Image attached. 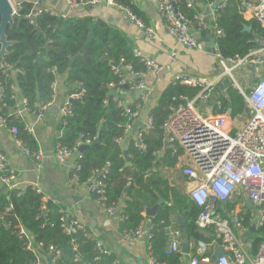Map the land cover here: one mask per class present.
Here are the masks:
<instances>
[{
  "label": "trees",
  "instance_id": "trees-1",
  "mask_svg": "<svg viewBox=\"0 0 264 264\" xmlns=\"http://www.w3.org/2000/svg\"><path fill=\"white\" fill-rule=\"evenodd\" d=\"M113 1L127 6L147 25L143 13L132 0ZM19 3L18 12L13 15V26L5 30L7 38L15 43L7 48L4 58H0L10 65L5 72H0L3 86L0 117L6 120V127L17 126V138L30 151H38L33 136L17 115L19 99L26 101L30 111L39 112L53 97L51 85L54 81L64 77L69 87L68 95L77 90L74 84L79 83L84 92L79 98L68 101L71 114L65 117L57 138L58 144L67 147L73 146L80 135L83 140H89L78 159L79 183H87L90 177L98 176L106 162L109 163L108 172L99 178L106 184V204L121 201L119 213L123 233L135 229L144 220L145 206L151 207L158 199H164L157 214L150 218L147 243L157 262L181 264V253L166 252L165 229L170 219H176L184 244L191 240L209 242L211 238L197 230L195 219L199 208L165 176V166H175L178 154L165 145L162 125L173 99L184 96L192 99L198 88L169 82L148 111L152 116V129L142 136L143 147H139L132 133L124 135V127L130 121L125 108L134 107L140 97L131 99L126 105L120 103L125 101L126 92L134 90L132 83L135 82L119 84L121 77L113 66L126 73L125 64H131L134 72L144 69V64L134 55V48L123 32L91 16L60 17L43 13L32 18L33 3ZM218 24L224 34L216 43L218 52L224 56L244 55L256 45L255 38L264 35L257 21L243 19L235 0L220 11ZM245 24L251 27L250 31H243ZM120 58L124 62H120ZM110 84L117 91L115 96L109 95ZM208 106L212 114L230 110V118L245 111L240 94L224 81L218 83ZM95 138L99 142L91 145ZM2 173L8 175L10 172L4 169ZM234 205L227 202L225 208L229 210ZM219 212L226 214L224 208ZM61 217L71 220L59 204L43 203L41 194L31 186L8 190L0 197V264H34L37 255L46 264H114L115 255L99 254L93 239L85 238L80 232L67 234ZM180 218L184 219L183 226ZM244 224L251 234L248 252L253 255L264 239V222L252 230L251 212L248 211ZM20 227L30 232V240L19 234ZM29 241L33 249L26 248ZM49 245L59 250L53 263L55 255L48 251ZM189 250L198 255L196 247ZM205 255L212 257L213 254L206 251Z\"/></svg>",
  "mask_w": 264,
  "mask_h": 264
},
{
  "label": "built area",
  "instance_id": "built-area-1",
  "mask_svg": "<svg viewBox=\"0 0 264 264\" xmlns=\"http://www.w3.org/2000/svg\"><path fill=\"white\" fill-rule=\"evenodd\" d=\"M10 1V0H9ZM69 9H78L89 5L107 2L108 4L121 9L130 21L144 30L147 36L153 35L151 27L145 25L131 10L124 5L116 4L113 0H62ZM153 3L159 16L163 19L168 32L188 50L203 51L205 43L197 38L199 34L206 38L207 44L210 39L214 41L213 53L216 71L211 77L181 73L172 76L170 82L173 84L189 85L198 88L196 96L192 99L184 97L174 98L173 104L169 108V113L162 125L164 130L165 145L170 147L173 153H177V163L180 172L190 186L186 194L199 208L195 219L197 230L205 237H210L209 242L191 240L186 243L188 249H196L212 254L217 246H221L223 254L218 258L206 256L189 255L187 264H264V239L260 243L255 254L251 255L245 242L238 238L235 230L248 231L244 224L245 215L251 212V224L256 218L255 227L261 226L264 222V35L255 38L256 45L251 47L244 55L224 56L218 52L217 39L223 36V30L219 27L218 18L220 11L232 0H149ZM237 9L245 21L254 19L264 30V0H235ZM11 3V2H10ZM12 15H16L20 3L12 4ZM47 13L60 17H70L69 11H57L49 7H34L30 16ZM259 44V45H258ZM133 53L139 57L144 64V69L134 72L131 64H125L126 73L120 72L117 66H113L115 72L119 73L121 79L119 84L132 83V89L139 90L140 101L134 107H126L125 113L130 121L124 127V135L132 133V127L136 120L142 118V126L138 127L132 134L135 138V145L143 147L142 136L152 129V116L149 109L144 110V103L148 99L143 78L148 72L159 73L163 70V65L154 59L146 56L139 49L134 48ZM176 51L170 52V61L176 60ZM120 62H124L120 58ZM10 65L0 61V72H5ZM241 69L246 74H252V79L243 81L245 88L240 85V81L233 72ZM139 79V80H137ZM230 80L229 83L226 81ZM251 80L255 82L251 83ZM226 82L231 88L236 90L245 103V111L230 119L229 113L212 114L208 102L217 91L220 82ZM56 81L52 83V89ZM113 84H110L111 90ZM77 89L71 94L73 98H79L84 88L79 83L74 84ZM115 90V89H113ZM116 91V90H115ZM225 91V88L223 89ZM3 86L0 83V100L2 99ZM117 94V91H116ZM17 106V115L20 114L19 106L22 110H30L23 99ZM131 99L121 101L126 105ZM67 101L60 109L63 124L65 117L71 114ZM50 101L41 106V110L49 107ZM206 106L208 109H206ZM245 122L240 126H233L229 119H243ZM2 124L5 119L0 117ZM6 126V125H5ZM15 144L27 156L38 159L39 151L32 152L21 140L17 138V126L7 127ZM119 142L122 138L118 139ZM89 140H83L82 136L76 140L75 144L67 147L61 144L55 145V157L61 162L69 161L71 170L69 174L70 183H79L78 171L80 165L78 159L81 158L79 148L88 144ZM109 163L106 162L98 176H92L88 180L89 191L93 202L104 208L110 215L119 213V204H106L107 190L106 184L99 176L108 172ZM6 167V159L0 153V183H9L14 178L13 173L5 175L2 171ZM131 179H128V182ZM90 183V184H89ZM35 191L41 194L43 203L47 198L38 188ZM246 199L252 203V207L246 206ZM227 202L235 203L232 209L227 210ZM44 208V205L41 207ZM224 208L225 216L220 214L219 209ZM254 209L256 212L252 211ZM62 227L67 234L80 232L85 238L93 239L99 254H110L111 251L105 247L101 241L94 239L92 234L85 227L84 223L77 220H68L61 217ZM148 225V224H147ZM143 221L135 229L124 232L126 239L136 240L142 236L149 237V228ZM167 253L183 254V242L180 228L175 218L170 219L166 225ZM19 234L24 235L29 240L30 235L26 229L20 227ZM71 241L76 247L75 238ZM39 245H42L40 243ZM27 249H33L31 241L28 242ZM48 251L54 252L51 260L54 262L59 250L53 245L48 246ZM213 256V255H212ZM147 259L149 264H162L156 261L147 243ZM114 264H121L115 259ZM34 264H46V261L37 255Z\"/></svg>",
  "mask_w": 264,
  "mask_h": 264
},
{
  "label": "crops",
  "instance_id": "crops-1",
  "mask_svg": "<svg viewBox=\"0 0 264 264\" xmlns=\"http://www.w3.org/2000/svg\"><path fill=\"white\" fill-rule=\"evenodd\" d=\"M22 1L33 3L34 7H49L64 12L68 9L62 0H10L12 4ZM132 3L143 13L147 26L153 30V35L147 36L144 30L130 21L121 9L107 2L68 11L71 16H91L119 29L132 48L139 49L146 56L163 65L164 68L159 73L148 72L143 78L148 95V99L144 103L146 111V107L151 109L156 104L162 90L173 75L188 73L211 77L216 72L215 59L206 48L207 41L204 36L195 34L202 42H206L203 51L188 50L168 32L165 22L159 16L153 3L149 0H132ZM172 50L177 53L174 62H171L169 57ZM68 91L69 87L64 83V77H60L56 80L49 107L38 113L36 110L19 109L20 120L36 142L37 150L40 153L38 159L24 154L0 120V153L6 159L5 170L14 175L11 182L0 183V197L6 195L12 188L24 189L27 186L38 188L47 201L51 200V202L59 204L61 210L70 219L83 222L92 236L110 249L121 264H149L147 237L142 236L136 240L126 239L123 230L120 229V213L115 212L110 215L104 208L96 205L92 200L88 183H70L71 163L69 161L61 163L55 157V145L63 126L60 109L73 98L71 94L68 95ZM139 95L137 90H133L126 92L124 96L127 100L134 99ZM206 109H208L207 106ZM164 173L172 185L186 194L190 184L182 176L178 163L172 167L165 166ZM143 216L145 217L143 222L148 224L149 228L150 218L144 212ZM237 233L241 234L240 237ZM235 234L245 242L248 250L251 234L239 230H235ZM192 253V250H189L188 254L183 253L181 264H186L185 259L189 258ZM202 253L205 252L197 249L199 256Z\"/></svg>",
  "mask_w": 264,
  "mask_h": 264
},
{
  "label": "water",
  "instance_id": "water-1",
  "mask_svg": "<svg viewBox=\"0 0 264 264\" xmlns=\"http://www.w3.org/2000/svg\"><path fill=\"white\" fill-rule=\"evenodd\" d=\"M68 11V9L66 10ZM14 24V18L12 15V5L10 3L9 0H0V58H4V56L7 53V48L11 45H13L15 43V41L13 40H9L5 34V30L7 27H12ZM251 27L249 25H244L243 26V31H250ZM259 45V44H258ZM206 48L210 53H214V41L213 39H210L209 43L206 44ZM72 60V59H71ZM139 80V79H137ZM137 93L140 94L141 92L139 90H137ZM109 95L111 96H115L116 95V91L115 90H110ZM21 101H19L20 103ZM19 109H22V106H19ZM149 107H146V110H148ZM230 112V110H228V113ZM36 113H38V110H36ZM142 126V118L138 119L135 121L133 127H132V134H134L137 130L138 127ZM99 142L98 138H95L90 144H97ZM166 144V143H165ZM87 147V145H82L79 148V151L82 152L85 148ZM124 156H126V153L124 152ZM90 184V183H89ZM51 200L47 201V203H50ZM165 201L164 199L160 198L158 199V201L151 207L145 206L144 207V214L146 216H148L149 218L154 217L157 212L158 209L160 207L161 204H163ZM246 206L248 208L252 207V203L249 199H246ZM252 211L255 213L256 211L254 209H252ZM119 214V213H117ZM257 218V216H256ZM256 218L253 222V225L251 226L252 230H254L255 227V222H256ZM183 222L184 219L180 218V223L181 226H183ZM26 233L28 235H30V232L28 230H26ZM183 252L188 254L189 253V249L188 246L186 244H183L182 246ZM223 254V249L221 246H217L213 252V257L214 258H218ZM188 262V258L185 259V263L187 264Z\"/></svg>",
  "mask_w": 264,
  "mask_h": 264
},
{
  "label": "rangeland",
  "instance_id": "rangeland-1",
  "mask_svg": "<svg viewBox=\"0 0 264 264\" xmlns=\"http://www.w3.org/2000/svg\"><path fill=\"white\" fill-rule=\"evenodd\" d=\"M217 72H219V70H217L216 73ZM233 74L240 81L239 82L240 85L244 88H245V84L243 81H248V80L252 79V74H246V73L242 72L241 69H237L236 71L233 72ZM226 82L229 83L230 80H227ZM253 82H255V80H251V83H253ZM230 119H232V118H230ZM230 119H229V123L233 126H240L245 122V118L240 119V120L239 119L230 120ZM237 235H238V237H240L241 234L237 233Z\"/></svg>",
  "mask_w": 264,
  "mask_h": 264
}]
</instances>
